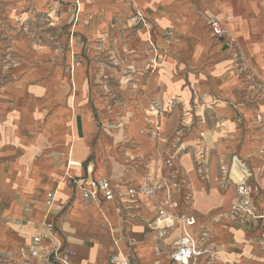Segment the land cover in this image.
I'll list each match as a JSON object with an SVG mask.
<instances>
[{
	"label": "crops",
	"instance_id": "crops-1",
	"mask_svg": "<svg viewBox=\"0 0 264 264\" xmlns=\"http://www.w3.org/2000/svg\"><path fill=\"white\" fill-rule=\"evenodd\" d=\"M7 1L0 0V5ZM174 1L178 13L173 15V20L163 19L159 14V20L155 21L137 7L136 0H129L134 4L132 16L139 12L147 21V28L139 34L144 49L149 53L153 45L152 57L162 61L150 64L159 68V76L147 87V100L157 103V106L149 107L148 114L161 122L160 145L164 148L170 146L174 132L185 131L183 127L190 126L187 130L192 133L183 139L185 149L193 151L202 145L210 150L202 165H198L200 169L195 164L198 158L194 152L179 153L173 158L175 165L170 167L182 171L184 180L190 183L193 198L195 196L196 211L192 215L197 219V226L192 229L194 233L202 229L201 222L207 220L214 210V193L208 192V185L218 175L216 153L212 150L219 147L216 145L224 138V133L228 134L220 145L221 150L241 157L252 169L250 184L259 186L262 192L261 196L254 198V212L260 218H231V206L237 194L233 185L228 213L221 218L213 216L206 227L212 235L213 249L227 264H264V250L260 247L264 236V102L260 99L259 89L249 90L251 80L264 85V0ZM190 4L196 13L192 15L194 21L187 22L184 11L193 13ZM162 10L159 7L160 13ZM211 18H216L227 30L226 39H214L208 23ZM171 51L174 55L168 58ZM75 75L80 77L77 87L74 84L78 91L83 76L81 72ZM8 99L15 101L11 94H0V191L17 192L21 203H12V207L7 208L0 193V217L3 219L0 220V264H55L31 255L33 239L43 231L44 222L55 224L57 236L68 252L69 264H111V257L116 253L114 242L117 241L124 250L129 238L138 241L137 259L139 254L151 255L156 260L154 264H161V260L171 264L172 252L157 255L156 249L161 253L163 246L172 244V239L162 240L155 233L158 246L154 250L149 244L144 246L146 241L140 239L144 230L140 231L139 221L144 217L153 220L157 205L154 200L141 198L134 204L114 201L97 205L85 200L72 184L73 180L87 177L105 178L115 186H119L116 180L125 181L129 184L123 187L127 191L128 187L146 181L149 177L147 171L134 170L132 175L114 176L97 171L95 163L84 166L91 154L87 137L95 132V127L88 113L74 110V144L70 149L65 145L66 168L60 171V177L53 173L49 180L39 185L35 178H38V172L24 165L27 156L20 158L22 161L13 158L25 144L17 123L23 115L15 103L10 106ZM70 103L74 108V96ZM157 111L158 114L154 115ZM65 134L61 136L64 138ZM258 136L263 139L254 140ZM178 140L181 139L178 137ZM67 142L61 138L58 144ZM128 157L132 161L140 158L139 155ZM9 159H13L12 166L6 164ZM163 159L165 161V157ZM197 162L201 164L199 160ZM166 169H160V175ZM15 173L21 176L14 183V189H10L7 181ZM25 175L28 177L26 182ZM204 180L207 181L205 189L201 187ZM68 183L72 184L71 187ZM52 192L55 193L54 209L52 216H48L46 201ZM180 202L179 210L184 212ZM66 205L65 210L59 211L58 207ZM117 206H120L121 213L117 212ZM224 216L226 219L222 220ZM41 246L42 254L47 255L53 243L47 240Z\"/></svg>",
	"mask_w": 264,
	"mask_h": 264
},
{
	"label": "rangeland",
	"instance_id": "rangeland-1",
	"mask_svg": "<svg viewBox=\"0 0 264 264\" xmlns=\"http://www.w3.org/2000/svg\"><path fill=\"white\" fill-rule=\"evenodd\" d=\"M18 1L9 0L0 5V94H11L15 101L8 99L10 106L15 103L23 115L17 123L25 144L13 158L21 160L27 156L24 165L38 172V178H35L39 185L49 180L53 173L60 177V171L67 165L65 145L70 149L74 144L72 118L78 110H83L90 115L95 127V132L87 137L91 154L84 166L95 163L97 171L114 176L132 175L134 170L143 169L151 182L170 180L179 170L181 176L176 179L175 189L180 192L179 204L182 201L184 212H177L194 214L196 199L191 194L190 183L184 180L179 168L172 170L170 167L175 165L173 158L179 153L194 152L197 161L203 163L210 150L198 145L193 151L187 148L182 151L183 139L192 133L187 130L190 126L183 127L185 131L174 132L169 147L160 145L161 122L148 114L151 106H157V103L147 100V87L159 76V68L150 64L162 61L154 59L144 49L139 34L131 26L134 4L129 0H20L24 1L21 4ZM157 1L136 0V5L155 21L159 20V14L163 19L173 20V15L178 13L175 1L165 0L161 4ZM190 6L192 14L190 10L184 11L187 22L194 21L196 13ZM159 7L163 9L161 13ZM233 43L231 40L230 44ZM173 55L172 51L167 54L168 58ZM77 72L83 76L78 91L75 89L80 81L75 75ZM249 84L250 91L259 89L260 99L264 102V85L252 80ZM72 96L75 97L74 108L70 103ZM62 133H66L64 138ZM227 135L224 133V138L216 145L219 147L212 150L216 153L218 175L208 185V192L214 193V210L201 222L202 229H207L213 216L221 218L228 213L231 204L234 187L222 168L229 165L233 154L220 147ZM61 138L69 143L58 144ZM262 139L258 136L254 140ZM128 155H139L140 158L132 161ZM197 161V167L202 165ZM12 162L13 159H9L6 164L12 166ZM160 169L166 170L160 175ZM20 176L18 173L11 176L7 187L14 189ZM27 178L25 175V182ZM115 182L126 192L123 187L129 186L128 183ZM206 182L201 181L203 189ZM68 184L71 187V183ZM0 193L7 208H11L12 203H21L17 192ZM155 216L154 211L153 220L144 217L139 221L140 231L144 230L140 239L146 241L144 246L149 244L153 250L158 246L153 229ZM225 219L224 216L222 220ZM0 220L3 219L0 217ZM218 228L222 229L221 225ZM176 237L177 234L172 236V243ZM172 250L171 245L163 246L161 253L156 249V254L168 255ZM200 260L198 264H202ZM155 261L151 255L139 254V259L132 262L154 264Z\"/></svg>",
	"mask_w": 264,
	"mask_h": 264
},
{
	"label": "built area",
	"instance_id": "built-area-1",
	"mask_svg": "<svg viewBox=\"0 0 264 264\" xmlns=\"http://www.w3.org/2000/svg\"><path fill=\"white\" fill-rule=\"evenodd\" d=\"M131 26L137 34H141L147 28V21L143 14L136 13L131 17ZM212 35L216 39H225L227 30L216 18H211L209 22ZM153 54V45L149 50ZM258 120L261 117L258 116ZM180 148L186 150L183 144ZM204 158V157H203ZM74 166H79L73 164ZM224 175L236 187V198L231 206V218H253L259 219L254 212V198L261 193L259 186L253 187L250 179L253 176L252 169L246 161L237 155H232L229 165L222 168ZM181 173L176 170L172 179H163L158 182L144 181L141 184L127 188L126 192L121 190L120 186L112 185L105 178L94 179L87 177L85 179L73 180L74 189L81 191L85 200L100 205L102 202L123 201L136 203L141 198L154 200L157 205L155 208V220L153 229L162 240L170 239L175 231L178 236L171 246V264H227L220 253L212 247V235L207 229H200L197 233L192 229L197 226V219L192 214L178 213L180 204V192L177 187L176 179L180 178ZM173 183L174 186H171ZM71 184V185H72ZM55 193H49L46 201V214L52 216L54 209ZM66 206L58 207L59 211L65 210ZM117 212L121 213L120 206H117ZM51 241L53 247L47 255H43L41 248L45 241ZM115 254L111 257V264H133L137 258L136 246L138 241L135 238H129L124 250L115 241ZM260 247L264 250V236L260 240ZM159 253L160 250L157 249ZM32 257L44 259L48 263L69 264L68 252L65 251L60 239L56 233V226L53 222H44L43 231L33 239Z\"/></svg>",
	"mask_w": 264,
	"mask_h": 264
},
{
	"label": "bare ground",
	"instance_id": "bare-ground-1",
	"mask_svg": "<svg viewBox=\"0 0 264 264\" xmlns=\"http://www.w3.org/2000/svg\"><path fill=\"white\" fill-rule=\"evenodd\" d=\"M176 234H178V231H175L172 236H175ZM172 236L170 237V239L172 238Z\"/></svg>",
	"mask_w": 264,
	"mask_h": 264
}]
</instances>
